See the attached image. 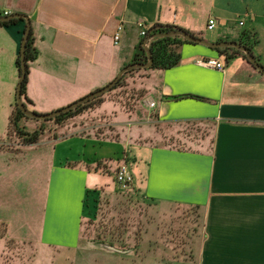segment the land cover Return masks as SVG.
<instances>
[{
    "label": "crops",
    "instance_id": "obj_1",
    "mask_svg": "<svg viewBox=\"0 0 264 264\" xmlns=\"http://www.w3.org/2000/svg\"><path fill=\"white\" fill-rule=\"evenodd\" d=\"M6 12L27 15L32 24L38 56L30 63L32 103L23 102L38 114L60 110L112 82L137 52L141 22L147 31L155 24L175 25L211 42L256 40L253 55L264 66V0H0V15ZM212 17L217 26L211 31ZM119 25L123 30L116 44ZM26 28L24 19L0 24L2 143L8 141L17 103L16 61ZM208 59L222 62L224 69L199 63ZM144 73L143 104L155 100L156 108L150 109L155 122L209 121L213 148L206 143L180 150L141 137L96 135L87 130L92 129L87 117L111 114L116 105L106 99L65 123L54 122L55 130L45 135L52 140L22 144L27 155L33 152L34 175L47 186L43 213L35 218L19 212L15 192L5 189L0 220L14 239L25 241L35 233L44 246L84 249L83 223L96 218L103 194L114 189L116 170L126 162L146 200L199 213L202 228L192 264H264V73L247 56L228 59L197 43L182 46L178 66ZM184 95L196 97L174 98ZM36 125L25 126L31 131ZM68 128L76 130L61 136ZM16 153L0 150L5 168Z\"/></svg>",
    "mask_w": 264,
    "mask_h": 264
},
{
    "label": "rangeland",
    "instance_id": "obj_2",
    "mask_svg": "<svg viewBox=\"0 0 264 264\" xmlns=\"http://www.w3.org/2000/svg\"><path fill=\"white\" fill-rule=\"evenodd\" d=\"M152 70L145 68L131 72L126 76L123 87L103 94V100H113L116 109L109 115L96 113L87 117L93 129L87 130L103 138L141 137L144 142L154 144H180L177 141L180 140L186 147L200 148L205 142L202 139L210 138L212 134L211 124L171 126L157 123L153 110H148L145 104L138 105L137 92L144 90L140 86L142 77L145 71ZM119 113L123 114L122 119H118ZM22 122L27 126L36 123V128L45 129L39 142L52 140V136L48 138L45 135L56 128L54 121L29 117ZM79 122L84 123L83 120ZM75 130L68 128L61 136ZM19 139L18 135L11 134L8 141L0 142V150L12 148L17 152V157L10 160L6 168V162L0 160V204L2 192L7 189L8 192H15L13 200L19 212L39 218L43 213L47 186L41 175H34V164L30 159L33 152L27 155ZM201 225L202 220L196 210L181 206L161 208L146 200L135 183L126 189L115 180L114 189L105 192L101 198L95 221L83 226L82 237L86 248L60 250L44 246L35 233L20 241L12 238L7 230L0 238V264H177L184 261L185 264H192ZM110 244L125 252L112 250ZM194 254L197 255L196 249Z\"/></svg>",
    "mask_w": 264,
    "mask_h": 264
},
{
    "label": "trees",
    "instance_id": "obj_3",
    "mask_svg": "<svg viewBox=\"0 0 264 264\" xmlns=\"http://www.w3.org/2000/svg\"><path fill=\"white\" fill-rule=\"evenodd\" d=\"M25 16H27V15H25ZM23 19L26 20L23 17H17V18L10 19L8 21H2V22H0V24L9 25V24L16 23L19 20H23ZM177 29H182V28L175 26V25H159V24L153 25L147 31V36L141 40L140 44L138 45L137 52H136L132 62L129 65H131V64H143V63H147L149 61L147 50H146L145 45H144L145 40L148 37L156 35V34H162V33L164 34V33L174 32ZM25 32H26V30H25ZM190 34H192V33H190ZM24 36H25V33H24ZM35 41H36L35 36H34L32 28H31L29 37L25 43L27 74H26L25 79L23 80V85H22V99H24L27 103H32V101L28 97L27 87H28L29 74H30V63L33 62L38 56V50H37V47L35 45ZM185 43H193V42H190V41L186 40L185 38L178 36V35L154 37L149 42V48L151 50V54H152V58H153V65L149 68L154 69V70L155 69L167 70V69L178 66L182 61V46ZM256 43H257L256 40L249 41V42H243L242 40L240 41V44L246 46L252 53H253V47ZM216 50L221 54H227L228 59H230L236 55H243L246 57V54L243 51H241L237 48H233V47L216 48ZM21 52H22V48H21L20 54H19L17 61H16V66L18 68V72H19L20 76L22 74V59H21L22 53ZM142 69H145V68L133 69L131 71L126 72L123 75V77L119 80V82L109 92L116 90L120 87H123L124 80L129 73L139 71ZM189 97H196V96L184 95V96H178V97H174V98L175 99H182V98H189ZM145 98H146V91L145 90H140L139 92H137L136 101L140 102V104H138V105L143 106V100ZM197 98L205 99V98H201V97H197ZM103 101H104L103 97L99 96V97H96V98H94V99H92V100H90L84 104L79 105L78 107L74 108L73 110H70V111L63 113L59 116H56L54 118L45 119V120L46 121H54L57 124L65 123L68 119H70V118H72V117H74L80 113H83L85 110H87L89 108H93L95 106L100 105ZM24 105H25V103H24ZM26 118H29V117L19 107L18 103H16L14 111H13L11 118H10V126H9V130H8V135L9 136H11V134H14V136L18 135V137L21 138L19 140L23 145H31V144L38 143L41 140L42 136L45 134V129L43 127H39L33 131L27 130L26 126L24 125V122H22ZM200 123L211 124L209 121L203 120V121L179 122L178 125H190V124H200ZM204 140H205V142H204ZM177 141L180 142V144L176 143V144H168V145H170L174 148H178L180 150H182V149L188 150V149H196L197 148V147H193V148L186 147L185 145L181 144L180 140H177ZM202 141L204 142V145H202L201 147H205V144L208 143L209 149L213 148V136H212V134H211L210 138H206V139L204 138V139H202ZM98 210H99V208H98ZM97 215H98V212H97ZM97 215H96V218H97ZM95 219H88L86 221L84 220L85 222L83 223V226H84V224H86L88 222H94ZM7 230H8V225L5 222L0 221V238L3 237L7 233ZM110 245L113 246V244H110ZM178 263L183 264V262L182 263L178 262Z\"/></svg>",
    "mask_w": 264,
    "mask_h": 264
},
{
    "label": "water",
    "instance_id": "obj_4",
    "mask_svg": "<svg viewBox=\"0 0 264 264\" xmlns=\"http://www.w3.org/2000/svg\"><path fill=\"white\" fill-rule=\"evenodd\" d=\"M17 17H23L26 19L27 21V29H26V32H25V36H24V40H23V44H22V56H21V59H22V74L20 76V81H19V84H18V88H17V103L19 105V107L23 110V112L29 116V117H32V118H35V119H49V118H54L56 116H59L63 113H66L70 110H73L74 108L78 107L79 105L81 104H84L96 97H99V96H102L103 94L109 92L118 82L119 80L123 77V75L128 72V71H131L133 69H139V68H149L153 65V58H152V54H151V50L149 48V42L150 40H152L154 37L156 36H168V35H178V36H181L183 38H185L186 40L190 41V42H193V43H197V44H204L206 46H209L211 48H225V47H234V48H237L241 51H243L247 58L249 59V61L251 63H253L259 70H261L263 73H264V66L261 65L256 57L253 55V53L244 45L240 44L239 42H211L209 40H206L204 38H199V37H196L192 34H190L189 32H187L186 30L184 29H177L175 30L174 32H170V33H162V34H156V35H153V36H150L148 37L146 40H145V48L147 50V54H148V57H149V61L147 63H143V64H131V65H128L126 66L125 68H123L121 70V72L118 74V76L112 81L110 82L107 86H105L104 88L94 92V93H91L89 94L88 96H85L84 98L76 101L75 103L65 107V108H62L60 110H57L55 112H52V113H48V114H38L36 112H33V111H30L29 109L26 108V106L24 105L23 103V99H22V85H23V80L25 79L26 77V74H27V61H26V56H25V43L29 37V34H30V31H31V28H32V24H31V21L29 19V17L23 15V14H12V15H8V16H1L0 15V22L2 21H8L10 19H13V18H17ZM110 248L114 251H117V252H125L124 250H119L117 248H115L114 246H111L110 245Z\"/></svg>",
    "mask_w": 264,
    "mask_h": 264
},
{
    "label": "built area",
    "instance_id": "obj_5",
    "mask_svg": "<svg viewBox=\"0 0 264 264\" xmlns=\"http://www.w3.org/2000/svg\"><path fill=\"white\" fill-rule=\"evenodd\" d=\"M8 15H9L8 12H6L5 16H8ZM240 25L241 26L244 25V22L241 21ZM139 26H140V30H141L140 34L143 38H145L147 36V30L145 28L146 27L145 24L143 22H141L139 24ZM216 26H217L216 19L213 17L210 18L208 23H207L208 30L212 31L216 28ZM122 30H123V25H119L117 32L114 35V41L116 44H118L120 39H121ZM199 63L206 66V67L224 69V65L222 64V62H219L216 59L202 60V61H199ZM146 105L150 109H154L157 106L155 100L150 99V98L146 100ZM115 180L120 186H122L123 188H126V189H128L129 187H131L135 183L134 176L131 172L129 165L126 162L120 164L119 167L117 168L116 173H115Z\"/></svg>",
    "mask_w": 264,
    "mask_h": 264
}]
</instances>
